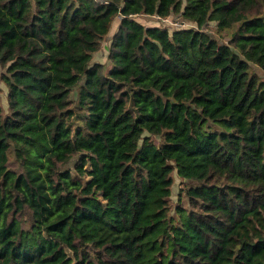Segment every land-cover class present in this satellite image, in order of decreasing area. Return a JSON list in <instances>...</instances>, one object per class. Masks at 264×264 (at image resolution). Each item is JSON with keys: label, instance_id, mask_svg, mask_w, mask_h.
Listing matches in <instances>:
<instances>
[{"label": "trees", "instance_id": "1", "mask_svg": "<svg viewBox=\"0 0 264 264\" xmlns=\"http://www.w3.org/2000/svg\"><path fill=\"white\" fill-rule=\"evenodd\" d=\"M0 68V264H264V0H0Z\"/></svg>", "mask_w": 264, "mask_h": 264}, {"label": "rangeland", "instance_id": "2", "mask_svg": "<svg viewBox=\"0 0 264 264\" xmlns=\"http://www.w3.org/2000/svg\"><path fill=\"white\" fill-rule=\"evenodd\" d=\"M154 18H156V17H154ZM137 19L142 21L143 19H145V17H140V18H137ZM176 20L177 19H174L173 21H176ZM150 21L153 22V19H150ZM165 21L166 22H170L169 19H167ZM144 22H148V21L147 20L142 21V23H144ZM117 23H118V19L113 23L112 28H111L109 34L106 36V39L101 42V48H100V50L94 56V60L95 61H103V60H105V56H106V53H107L106 47H107L108 43L110 42V38L113 35V32L115 31V28L117 26ZM173 24H176V22H173ZM211 25H213V23H211ZM257 70L258 71H256V72L260 76H263V72L260 71V69H257ZM0 71H1V68H0ZM0 87H1V89H2V87L4 89V86H3L2 83H0ZM75 93H76V91L74 90L72 92V97H75ZM185 184H187V182L185 180H183L182 178H179L176 175V173H174V183L172 185V194H171L172 203H175L177 201V193H178V190H179L180 186H183Z\"/></svg>", "mask_w": 264, "mask_h": 264}, {"label": "built area", "instance_id": "3", "mask_svg": "<svg viewBox=\"0 0 264 264\" xmlns=\"http://www.w3.org/2000/svg\"><path fill=\"white\" fill-rule=\"evenodd\" d=\"M154 17H156V18H160L159 16H154ZM163 20H167V19H163Z\"/></svg>", "mask_w": 264, "mask_h": 264}]
</instances>
